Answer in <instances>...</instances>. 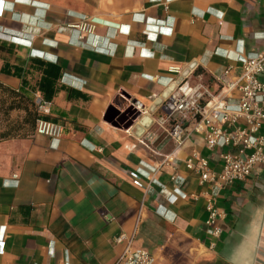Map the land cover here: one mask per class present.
<instances>
[{
	"label": "crops",
	"instance_id": "crops-1",
	"mask_svg": "<svg viewBox=\"0 0 264 264\" xmlns=\"http://www.w3.org/2000/svg\"><path fill=\"white\" fill-rule=\"evenodd\" d=\"M263 49L264 0H0V85L58 131L0 143V264H118L123 234L154 264H264V165L212 200L210 236L211 186L185 164L219 173L222 151L158 121L183 80L218 93Z\"/></svg>",
	"mask_w": 264,
	"mask_h": 264
},
{
	"label": "built area",
	"instance_id": "built-area-1",
	"mask_svg": "<svg viewBox=\"0 0 264 264\" xmlns=\"http://www.w3.org/2000/svg\"><path fill=\"white\" fill-rule=\"evenodd\" d=\"M240 64L242 73L239 76H229L230 70L225 71L224 76L229 78L218 93H213L201 84L191 86L187 80H183L165 102L163 113L158 119L161 125L172 124L170 135L178 144L189 137L185 124L193 119V130L203 134L206 147L211 151H222L220 158L223 165L219 173L197 153L191 155L185 164L189 171L199 174L202 184L211 186L206 205L209 214L207 234L216 238L222 234V229L217 225L221 214L212 200L217 199L222 190L235 183L245 182L257 167L264 165V138L261 136L264 125V83L261 81L264 74V49L242 57ZM133 106L139 111L143 108L139 102ZM39 107L43 108L41 104ZM44 112L47 113V110ZM37 133L52 137L58 135L57 129L43 120L37 121ZM157 169L135 170L130 175L134 184L142 187V175L153 179ZM140 219L137 220L136 228ZM116 241L125 242L118 264H154L153 256L135 245L134 234L130 237L123 234Z\"/></svg>",
	"mask_w": 264,
	"mask_h": 264
},
{
	"label": "trees",
	"instance_id": "trees-1",
	"mask_svg": "<svg viewBox=\"0 0 264 264\" xmlns=\"http://www.w3.org/2000/svg\"><path fill=\"white\" fill-rule=\"evenodd\" d=\"M23 81L25 82V80ZM43 86L42 81L40 88L43 89ZM0 108L8 126L0 133V141L27 138L35 132L40 116L33 102V97L25 85L18 92L0 85ZM13 112L22 113V116L14 122L9 118Z\"/></svg>",
	"mask_w": 264,
	"mask_h": 264
},
{
	"label": "rangeland",
	"instance_id": "rangeland-1",
	"mask_svg": "<svg viewBox=\"0 0 264 264\" xmlns=\"http://www.w3.org/2000/svg\"><path fill=\"white\" fill-rule=\"evenodd\" d=\"M21 116H22V113H20V112H13L9 118H11L10 120L12 122H14V121H16ZM7 127L8 126L6 125V122H5L4 118H3V115H2V112H1V108H0V133L2 131H4ZM4 141H0V143H2Z\"/></svg>",
	"mask_w": 264,
	"mask_h": 264
},
{
	"label": "water",
	"instance_id": "water-1",
	"mask_svg": "<svg viewBox=\"0 0 264 264\" xmlns=\"http://www.w3.org/2000/svg\"><path fill=\"white\" fill-rule=\"evenodd\" d=\"M108 115H109V114H108ZM139 117H140V113L138 112V113L136 114V116H134L133 120L130 121V122L126 125V128L130 127V126L132 125V123H133L134 121H136Z\"/></svg>",
	"mask_w": 264,
	"mask_h": 264
}]
</instances>
